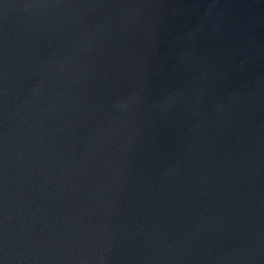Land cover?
<instances>
[{"label": "water", "instance_id": "1", "mask_svg": "<svg viewBox=\"0 0 264 264\" xmlns=\"http://www.w3.org/2000/svg\"><path fill=\"white\" fill-rule=\"evenodd\" d=\"M68 2L85 6L0 15V54L6 47L8 64L0 122L7 104V127L15 133L7 177L0 174V229L6 225L27 264H61L75 255L74 245L80 264H128L150 248L157 222L174 213L173 224L192 222L185 251L193 242L194 255L230 248L237 238L229 227L197 237L194 224L205 207L213 216L231 210L227 223L249 188L259 195L244 218L264 201V159L257 177L234 190L225 183L248 159L264 155V0ZM121 4L133 5L130 18ZM85 41L92 45L87 52L78 47ZM173 87L181 90L180 102L162 118L156 102ZM106 115L110 143L85 197L77 188L80 174L66 169ZM189 136L199 142L196 160L209 166L208 190L188 195L177 187L162 197L154 170L183 155ZM125 139L135 148L123 147ZM169 198L184 208L152 207ZM84 204L86 224L77 237L74 216Z\"/></svg>", "mask_w": 264, "mask_h": 264}, {"label": "clouds", "instance_id": "2", "mask_svg": "<svg viewBox=\"0 0 264 264\" xmlns=\"http://www.w3.org/2000/svg\"><path fill=\"white\" fill-rule=\"evenodd\" d=\"M0 6L3 11L0 15L8 16L9 9L23 8L29 10H38L39 12H46L57 9H79L85 5L79 3H70L68 0H26L22 4L15 2L5 3L0 0ZM94 7L95 5H87ZM119 7L124 9L123 15L130 18V12L133 7L131 4H121ZM91 42L85 41L78 47H82L83 51L87 52L91 49ZM2 56V69L0 71V80L7 82V49L0 54ZM71 59V57H69ZM67 63V61H65ZM63 66V65H61ZM87 71V68L85 69ZM7 88H0V97L6 96ZM181 99V90L178 88H171L164 96L156 102V108L160 117H165L174 110L177 103ZM7 104L3 107L4 119L0 122V174L7 177V161L10 154V145L15 135H10L7 127ZM109 119L107 115L95 124L84 139L83 147L79 158L71 163L66 169L69 172H78L80 178L77 181V188L80 195L88 197L94 187L96 176L101 168V164L105 158V151L110 143ZM196 127L188 129L189 133L196 131ZM79 143V141H77ZM123 147L130 150L135 148L131 139H125ZM199 147L198 139H193L189 136V143L184 146L185 151L183 155L175 156L170 159L165 165L160 166L154 170L153 176L155 182L159 186L161 196H167L169 190L175 191L177 187L186 188L188 195H193L199 192L201 195L205 194L211 183V176L208 167L204 161H197V151ZM264 159V155L258 159H248L247 164L236 171L234 178L229 181L226 177V185L234 190L235 186L243 180L252 179L259 175L261 166L259 160ZM225 166L228 163L225 162ZM205 167L203 173L193 172V169ZM191 173V175H187ZM6 187V180L3 185ZM183 195V193H181ZM259 193L249 188L247 195L243 199L237 200L233 205L235 209V217L230 219L227 223L224 220L225 210L217 215H205L210 211L207 207L204 208V213H199L198 218L194 224V233L197 237H203L205 234H214L217 230H222L225 227L231 229V235L237 238V242L230 248L223 250L218 254H196L193 252L196 249V243L190 245V250L185 251V240L191 235L190 229L192 222L180 221L179 225L173 224L172 221L178 218L179 213H174L171 217H164L157 222L151 231H156V238L148 241L150 248L142 250L139 256L128 257V264H260L264 259V201L256 206V211L251 212L247 218L245 217V209L250 207V201L257 198ZM161 203H168L171 206L168 211L171 212L175 208H184V204L179 200L169 198L166 202L163 199L156 202L152 207H159ZM192 203H196L195 200ZM87 214V204L81 205L79 211L75 213L74 219L78 222L74 231V235L79 237L86 224L85 216ZM193 215L195 213H192ZM6 215V212H5ZM170 225L163 233L159 231L162 225ZM179 227V231L177 228ZM245 236L244 242L239 241V237ZM79 243V241H78ZM143 249V244L141 245ZM72 252L75 255H68L61 264H80L79 249L76 245L72 246ZM211 253L212 249L209 248ZM0 264H27V257L25 250L17 249L14 244L8 239V232L6 225L0 229Z\"/></svg>", "mask_w": 264, "mask_h": 264}]
</instances>
